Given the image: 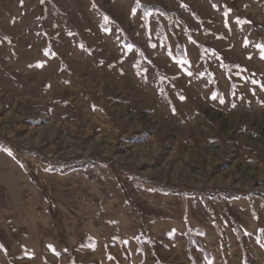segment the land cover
<instances>
[{
    "label": "rangeland",
    "instance_id": "1",
    "mask_svg": "<svg viewBox=\"0 0 264 264\" xmlns=\"http://www.w3.org/2000/svg\"><path fill=\"white\" fill-rule=\"evenodd\" d=\"M0 140V264H263L264 0H0Z\"/></svg>",
    "mask_w": 264,
    "mask_h": 264
},
{
    "label": "trees",
    "instance_id": "2",
    "mask_svg": "<svg viewBox=\"0 0 264 264\" xmlns=\"http://www.w3.org/2000/svg\"><path fill=\"white\" fill-rule=\"evenodd\" d=\"M3 144H4V140H0V147H3ZM41 160L44 162V163H48L49 161H51V159H49L48 157H41ZM61 162V161H60ZM61 163H66L64 161H62ZM87 163H92L89 159H81V160H73L71 161V167H66L64 169H62V173L66 175L67 172H70L71 170H73V168H80V167H84ZM228 196H230L231 198L235 197V195H232V194H228ZM263 201H264V194H260L259 195ZM264 230H261L259 233V238H260V243L262 244L261 246H263V249H264ZM264 264V263H263Z\"/></svg>",
    "mask_w": 264,
    "mask_h": 264
}]
</instances>
